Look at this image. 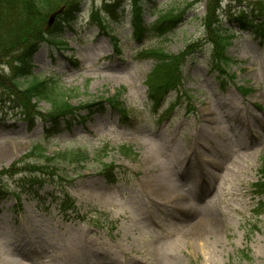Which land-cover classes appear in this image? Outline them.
Returning <instances> with one entry per match:
<instances>
[{
	"label": "rangeland",
	"instance_id": "374dc122",
	"mask_svg": "<svg viewBox=\"0 0 264 264\" xmlns=\"http://www.w3.org/2000/svg\"><path fill=\"white\" fill-rule=\"evenodd\" d=\"M73 3L70 28L56 21L61 14L46 22L67 46L38 41L23 74L30 75L17 85L53 77L75 107L118 94L130 115L105 105L77 111L89 115L84 122L70 115L28 125L2 103L21 45L0 62V171L39 143L50 154H89L77 166L44 161L55 168L45 174L30 157L3 178L0 264H12L19 247L31 251L27 264H264V38L238 31V20L260 15L264 0H144L145 27L157 11L185 16L172 31L141 40L131 0ZM213 27L232 38L228 76L211 65ZM151 50L180 56L181 81L156 106L147 89ZM48 107L39 103L43 114ZM62 200L73 208L64 210Z\"/></svg>",
	"mask_w": 264,
	"mask_h": 264
},
{
	"label": "trees",
	"instance_id": "16d2710c",
	"mask_svg": "<svg viewBox=\"0 0 264 264\" xmlns=\"http://www.w3.org/2000/svg\"><path fill=\"white\" fill-rule=\"evenodd\" d=\"M74 0H0V62L7 58L13 57L14 46L21 45L20 54L15 57L16 65L13 68L14 75L8 79L12 91L8 93L5 100H2L4 106L10 107L12 111H16L20 118L27 122L28 125H33L36 117L43 118L45 122L50 124H56L57 121L62 118L65 119L70 115L77 116L80 121L86 120L89 116L78 115L76 112L83 109L92 114V111H104L105 105L109 106L112 110L117 111L122 117L128 116V112L124 109V104L119 102V95H112L104 100L98 102H92L84 106L75 107L69 102V94L66 90L59 86V82L53 77H44L42 79H35L29 83L25 88H20L16 81L20 77L30 75L29 71L23 75L27 67H30L31 55L36 49L38 41H42L47 45H55L57 49L66 47L67 44L62 42V37L58 31L52 28L47 31L44 30L46 26L47 18L50 14L61 10V18H57V22L60 19L61 24L70 28L72 19L69 18L72 13L76 12V3ZM132 7L134 9L133 17V31H136V39L141 40L146 32H155L158 34H165L175 29L184 19L183 10H162L155 13L156 19L150 28L145 27L140 21L139 17L142 13V3L144 0H131ZM148 1V0H146ZM141 6V8H140ZM75 7V8H74ZM112 7V6H111ZM109 5H105L106 11L113 14L114 10ZM214 10L210 11V15L214 14ZM260 15H255L252 11L249 18L239 19V30L243 31L250 29L259 38H264V11L255 10ZM237 19V18H236ZM235 19V21H236ZM102 29L105 30V22L102 21ZM214 25H217L214 21ZM47 31V32H46ZM213 52L210 55L211 65L213 70L218 75H227L226 68L230 63V58L226 55V49L231 42V35L227 31H223L218 27H213ZM13 44V46L11 45ZM13 47V50L11 49ZM12 51V52H11ZM119 55V52H117ZM150 58L154 60L153 69L150 72L148 78V93L149 102L153 105H158L160 97L168 91L174 88L181 81V74L178 72V56H170L162 51L151 50L146 52ZM19 76V77H18ZM228 76V75H227ZM45 102L49 105L48 111L43 114L40 112L39 103ZM130 115V114H129ZM119 151L124 155H128L131 151L129 147H119ZM30 157H36V165L38 170H43V173H47L48 169H55L49 166L46 162H52L55 157L63 159L68 162L69 165L77 166L88 162L89 154L85 150L67 151L57 154L52 152L50 154L44 149L42 144H35L31 149L25 153L23 159L13 162L7 168H2L0 171V201L3 198V193H6V186L3 184V178L17 174L24 169L18 166L19 163L24 162L25 159ZM103 171L110 172L112 169L110 165H101ZM56 170H54L55 172ZM53 172V171H52ZM51 174L53 175L54 172ZM108 176V175H107ZM109 178V177H108ZM259 184L263 185L264 189V177L258 180ZM262 182V183H261ZM256 186V185H255ZM258 186V185H257ZM14 196V193H11ZM14 198H16L14 196ZM65 198V197H64ZM63 198V199H64ZM64 206V210L73 208V205H69L66 201L62 200L61 203ZM93 218V217H91Z\"/></svg>",
	"mask_w": 264,
	"mask_h": 264
},
{
	"label": "bare ground",
	"instance_id": "6f19581e",
	"mask_svg": "<svg viewBox=\"0 0 264 264\" xmlns=\"http://www.w3.org/2000/svg\"><path fill=\"white\" fill-rule=\"evenodd\" d=\"M33 240V239H32ZM12 256L15 258L12 264H27L24 263L23 260H32L33 258L31 257V251L24 249V248H17L13 253ZM96 257V256H92ZM23 259V260H22ZM88 264H98L97 260H91Z\"/></svg>",
	"mask_w": 264,
	"mask_h": 264
},
{
	"label": "water",
	"instance_id": "95a60500",
	"mask_svg": "<svg viewBox=\"0 0 264 264\" xmlns=\"http://www.w3.org/2000/svg\"><path fill=\"white\" fill-rule=\"evenodd\" d=\"M52 15H53V17L55 16V14H52ZM53 17H51V18L53 19ZM52 19H51V20H52ZM49 23H50V21H49Z\"/></svg>",
	"mask_w": 264,
	"mask_h": 264
}]
</instances>
